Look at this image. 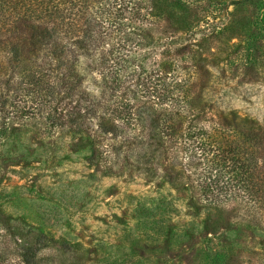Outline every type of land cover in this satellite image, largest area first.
<instances>
[{
  "label": "trees",
  "instance_id": "trees-1",
  "mask_svg": "<svg viewBox=\"0 0 264 264\" xmlns=\"http://www.w3.org/2000/svg\"><path fill=\"white\" fill-rule=\"evenodd\" d=\"M226 1L0 0V142L30 124L63 132L85 142L89 163L182 181L186 205L240 218L264 242V131L223 129L203 94ZM263 242L226 232L204 248L210 264H264ZM55 243L27 240L16 264H38Z\"/></svg>",
  "mask_w": 264,
  "mask_h": 264
},
{
  "label": "rangeland",
  "instance_id": "rangeland-1",
  "mask_svg": "<svg viewBox=\"0 0 264 264\" xmlns=\"http://www.w3.org/2000/svg\"><path fill=\"white\" fill-rule=\"evenodd\" d=\"M226 4L232 15L221 18L228 30L210 45L215 55L201 79L204 98L223 129L264 131V0ZM96 81L87 74L85 88L94 92ZM87 157L85 142L58 131L47 135L37 124L0 142L4 264H16L20 245L41 234L56 243L38 252V264H210L204 245L226 232L260 248L263 240L249 223L186 205L182 181L169 185L129 162L95 165Z\"/></svg>",
  "mask_w": 264,
  "mask_h": 264
}]
</instances>
